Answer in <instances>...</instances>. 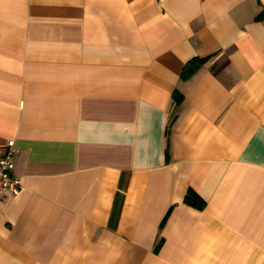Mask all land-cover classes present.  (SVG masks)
<instances>
[{"label": "crops", "instance_id": "crops-1", "mask_svg": "<svg viewBox=\"0 0 264 264\" xmlns=\"http://www.w3.org/2000/svg\"><path fill=\"white\" fill-rule=\"evenodd\" d=\"M262 10L0 0V264H264Z\"/></svg>", "mask_w": 264, "mask_h": 264}, {"label": "built area", "instance_id": "built-area-1", "mask_svg": "<svg viewBox=\"0 0 264 264\" xmlns=\"http://www.w3.org/2000/svg\"><path fill=\"white\" fill-rule=\"evenodd\" d=\"M14 150V141L9 140L0 154V199L5 191L17 194L21 190L20 179L13 173Z\"/></svg>", "mask_w": 264, "mask_h": 264}, {"label": "trees", "instance_id": "trees-1", "mask_svg": "<svg viewBox=\"0 0 264 264\" xmlns=\"http://www.w3.org/2000/svg\"><path fill=\"white\" fill-rule=\"evenodd\" d=\"M257 18H264V10H262ZM203 62L201 58H194L189 60L181 70L180 77L187 79ZM182 99V94L178 91H174L172 96L173 105L178 104ZM184 201L197 208H201L204 205V200L193 190L189 189L184 197Z\"/></svg>", "mask_w": 264, "mask_h": 264}]
</instances>
